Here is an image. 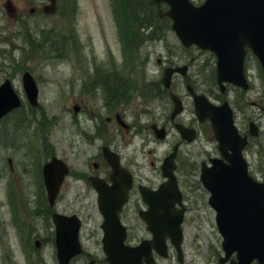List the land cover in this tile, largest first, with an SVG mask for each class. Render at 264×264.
I'll return each instance as SVG.
<instances>
[{
    "label": "rangeland",
    "instance_id": "obj_1",
    "mask_svg": "<svg viewBox=\"0 0 264 264\" xmlns=\"http://www.w3.org/2000/svg\"><path fill=\"white\" fill-rule=\"evenodd\" d=\"M6 1L10 3L12 12L6 10ZM41 6L40 0H0V82L6 77L9 78L22 100L21 109L0 121V264H30V260L25 257L26 250L21 236L17 235L15 219L10 221L11 212L6 189L9 181L19 185L12 176L17 172L21 173L23 180L22 188L18 186L16 189L19 196L28 195L32 200L36 195L33 172L35 162L32 160L36 155L35 144L39 143V146L45 149L38 159L55 154L66 161L72 171L88 168L89 159L105 145L103 143L105 136L88 142L82 138L78 130L80 128L92 134L95 122L101 121L102 125H105V93L96 88L93 95H89L81 91L80 85L83 77L93 73L96 66L106 63L109 58V61L113 60L120 70L117 76L119 81L131 78V74L134 80L140 83L141 94L129 95L127 101L112 109L114 113H121L128 121L137 119L140 134L133 135L120 129L116 130V126L109 127L111 136L109 142L120 150L126 162L135 168L139 175L149 179L155 178L157 161L166 154L171 141L179 138L174 128L162 142L149 132V124L166 122L170 112L168 106L170 99L167 93L161 91L158 96L149 95L162 74L156 58L170 55L174 51L178 52L177 55L182 53L179 41L169 25L164 22L155 23L156 31L154 27L143 38L141 46L138 41L136 42L137 56L128 59L123 67L125 55L118 34L119 23L115 21L111 0H66L65 13L70 11L69 23H66L61 15V10L59 13L46 16L41 14ZM31 7L34 8L33 12H29ZM150 22L153 24V18ZM66 25L72 31L66 29ZM27 29L35 38L47 35L44 46L30 51L23 40ZM17 62L19 67L16 66ZM196 66L195 63L192 68L196 69ZM132 68L135 72L128 73ZM24 69L29 70L38 86L36 107H30L25 99L20 78ZM249 79L252 90L248 95L254 104L250 105L248 102L243 112L245 117H259L261 130L259 136L251 139L245 148L244 156L250 173L256 179L263 180L264 77L258 64L249 66ZM203 80L211 81V75L204 74ZM175 86L177 92L184 96L187 108L181 119L188 121L193 115L190 98L186 96L185 86L179 88L177 80ZM114 102V96L109 91V104ZM161 102L164 107L159 106ZM74 104L80 105V110L76 114L72 109ZM216 151V143L210 136L207 126L199 124V133L195 140L182 145L178 164L180 159L181 169H190L194 166L197 168L200 160L208 155L212 156ZM8 158H11V162H8ZM29 162L28 170L22 171V165ZM190 178L195 179L191 176ZM201 190L196 189L189 194L190 208L181 224L184 264H218V257L223 254L222 237L215 223V212ZM95 201L96 194L84 185L82 180L74 178V174H69L58 193L56 210L77 213L85 223H88L86 218L95 216ZM28 203L25 201L27 208ZM20 205L23 210L21 200ZM18 208L20 210V207ZM27 239L32 245L30 250H36V254L43 258L45 264H56L54 246L46 243L36 248L31 237L28 236ZM81 241L86 250L95 249V240L92 237L84 234ZM168 262L178 264L175 252ZM73 264L87 262L77 260Z\"/></svg>",
    "mask_w": 264,
    "mask_h": 264
},
{
    "label": "water",
    "instance_id": "obj_2",
    "mask_svg": "<svg viewBox=\"0 0 264 264\" xmlns=\"http://www.w3.org/2000/svg\"><path fill=\"white\" fill-rule=\"evenodd\" d=\"M160 1H166L170 5V9L165 14L172 18V28L181 41L185 44L194 42L203 47L207 46L205 44L208 41L207 35L218 32V27L224 24V15L218 9L219 6L221 7L219 3L233 2L236 11L239 8L242 10L240 11L239 9L236 14L239 22L244 14L252 17V25L254 26L252 33L254 35L257 34V39L253 38V47L257 50L264 69V0H206L200 6H193L188 0H155L157 4ZM214 3L219 6H211ZM44 9L52 11L54 6H46ZM219 72L221 78L231 79L234 83L243 84L244 78L241 65H236L230 70L227 64L219 63ZM171 73V69L164 71L162 82L165 86L169 85ZM229 74H233V76L230 78ZM23 84L30 102L35 104L37 89L28 73L23 74ZM172 98L175 103V110L172 114L174 115L179 110L180 102L175 96H172ZM19 104L20 101L12 90L9 80H5L0 84V117ZM202 106L203 104L195 97L197 114L201 113ZM73 109L76 112L78 107L74 105ZM213 126L220 128V123L213 122ZM181 132L183 131L181 130ZM156 136L159 138L164 136L163 128L157 129ZM219 142L221 143L220 139ZM242 145L243 142L238 143L234 155L230 159V165L216 164L209 168L210 171L204 172V183L212 192L210 203L217 210V225L224 237L222 245L226 251V256L220 258L219 262L225 261L229 254L235 250L238 261H231L230 264H250L253 258H257L259 264H264V183L257 184L246 176L245 165L240 156ZM103 150L104 157L109 161L114 173L119 174L122 168L117 155L111 152L108 154L105 148ZM168 167L171 169L172 165L168 164L167 169ZM67 171V166L55 157H52L43 166V177L51 204ZM93 183L100 191L101 188H99L98 184L96 182ZM106 198L107 193L105 195ZM154 200L158 201L159 198H154ZM152 212L155 216L169 218V221L171 216H173L170 208L163 204H154ZM61 218L63 216L53 214V221L56 226L63 224ZM169 221L162 223H169ZM179 222L180 218L170 223L171 226L176 228L178 236L180 232ZM63 233V229L60 230V234H58L57 230L58 259L60 264H67L70 256L79 252L80 248L76 230L70 236H66ZM103 241L105 243L104 250L109 254L106 239L104 238ZM132 264L139 263L134 262Z\"/></svg>",
    "mask_w": 264,
    "mask_h": 264
},
{
    "label": "flooded vegetation",
    "instance_id": "obj_3",
    "mask_svg": "<svg viewBox=\"0 0 264 264\" xmlns=\"http://www.w3.org/2000/svg\"><path fill=\"white\" fill-rule=\"evenodd\" d=\"M224 37L231 38V35H226ZM238 40V47L236 48H221L218 50V54L223 56L225 60L228 62L236 61L237 59H242V63L244 66H249L252 64H256L258 59L254 52L251 50L250 46L248 45V36L247 35H240L237 38ZM231 46V43H228V47ZM186 54L180 55L179 60L175 61L172 65H176L178 63H185L186 68V75L188 74L190 76H194L195 71H199V69L194 70L192 68L193 63L197 62L198 65H201L205 68V71L211 74V80H216V62H217V53L211 50L207 49H199L194 45H191L189 47H186ZM163 63H167L165 60ZM160 59H158L159 61ZM168 64V63H167ZM248 69V68H247ZM109 79V77H108ZM109 91V86H108ZM204 92L212 97L214 95V92H212L211 88L208 87L204 90ZM230 96L229 99H227V96ZM241 94V91L237 94L235 91L231 89V86L229 84H226L222 89L217 90L216 98H220L221 101L228 100L231 108L233 109V118L234 122L239 130V132L242 135H245L247 133V129L245 128V124L243 123L242 119H238V111H237V104L239 100V96ZM215 102L219 104V100L214 99ZM162 107V106H161ZM187 110V108H183V111L181 114L177 116L178 120L182 119L180 118L181 115ZM107 115H106V144L109 148V123H112L109 121V102L107 103ZM187 125H190L192 121L186 122ZM170 124V122H169ZM166 125V124H165ZM134 127L133 122H131V125L129 124V127L126 128V131H131V129ZM113 146L111 145V148ZM98 154V153H97ZM209 159V157H208ZM93 162V161H91ZM90 162V166L83 170V181L85 184L89 182L88 178L91 176H98L100 178H103L107 185H111V179H110V173L111 170L109 168V164L106 163L103 165L102 161H98L96 163V166H93ZM125 166L127 164L124 163ZM128 167V166H127ZM132 172L131 176V185L127 193V200L123 204V206L120 208V210L117 212L118 217V223L113 225H106L103 223L104 217L100 212V209L98 205L96 204L95 208V214L93 218H89L90 221L85 225V222L81 223L79 231L82 233L84 230H87V234L90 236H93L95 238L100 239L104 233H106L110 240H109V246H120L122 248L128 247V248H136L142 243H145V246L148 247V250L150 251V254L154 258L155 261H160V256L157 253V249L155 246V243L151 242L152 234L147 229V223L143 219V217L140 216V213H144V211L147 209V205L142 201L141 195L139 193V185L145 184L146 187L151 189H156L161 182L164 181L163 177H161V174L159 172V176L156 182H151L148 179H146L144 176H139L136 171L133 169H130ZM192 183H195L193 179H190ZM179 185L181 186V200L183 202V205L185 206L186 210H188V207L185 204H188V195L192 191L189 190L186 186V180L183 178V176H179L178 179ZM89 185L91 186L90 182ZM38 203L33 206V209L24 208V213L28 216V219L30 222H36L39 225V229L32 231L33 238H41V233H46L44 235V238L51 237L53 231V226L49 223V216H50V208L47 203L42 202L40 200V193H41V187L38 186ZM107 214H109V210H105ZM41 230H44L40 232ZM165 251L169 252L171 250L172 245L170 244L169 238H165ZM168 257V256H167ZM77 259V258H76ZM74 259V260H76ZM81 260L86 261L87 263L92 264H98L101 259L100 255L97 254L91 255L90 253H83V255L80 257Z\"/></svg>",
    "mask_w": 264,
    "mask_h": 264
},
{
    "label": "trees",
    "instance_id": "obj_4",
    "mask_svg": "<svg viewBox=\"0 0 264 264\" xmlns=\"http://www.w3.org/2000/svg\"><path fill=\"white\" fill-rule=\"evenodd\" d=\"M120 3L126 32V35H124L125 46L127 47V53L130 56V51L133 44L136 42L137 23L140 21V18L145 21H150L151 18H155L157 23V17L152 0H120ZM26 39L31 45V51H35L42 46L41 39H35L30 35Z\"/></svg>",
    "mask_w": 264,
    "mask_h": 264
}]
</instances>
